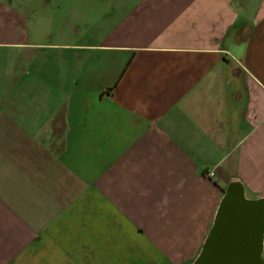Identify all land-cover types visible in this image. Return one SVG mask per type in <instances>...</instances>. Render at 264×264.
I'll return each mask as SVG.
<instances>
[{"label":"crops","instance_id":"obj_1","mask_svg":"<svg viewBox=\"0 0 264 264\" xmlns=\"http://www.w3.org/2000/svg\"><path fill=\"white\" fill-rule=\"evenodd\" d=\"M230 185L264 200V0H0V264H194Z\"/></svg>","mask_w":264,"mask_h":264},{"label":"water","instance_id":"obj_2","mask_svg":"<svg viewBox=\"0 0 264 264\" xmlns=\"http://www.w3.org/2000/svg\"><path fill=\"white\" fill-rule=\"evenodd\" d=\"M264 200L247 201L230 185L194 264H263Z\"/></svg>","mask_w":264,"mask_h":264},{"label":"built area","instance_id":"obj_3","mask_svg":"<svg viewBox=\"0 0 264 264\" xmlns=\"http://www.w3.org/2000/svg\"><path fill=\"white\" fill-rule=\"evenodd\" d=\"M208 176H209L210 178H212V177H213V174H212V173H210Z\"/></svg>","mask_w":264,"mask_h":264}]
</instances>
